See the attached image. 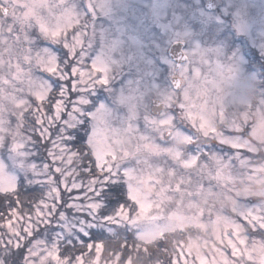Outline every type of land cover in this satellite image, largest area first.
<instances>
[{"label":"clouds","instance_id":"obj_1","mask_svg":"<svg viewBox=\"0 0 264 264\" xmlns=\"http://www.w3.org/2000/svg\"><path fill=\"white\" fill-rule=\"evenodd\" d=\"M0 264H264V0H0Z\"/></svg>","mask_w":264,"mask_h":264}]
</instances>
